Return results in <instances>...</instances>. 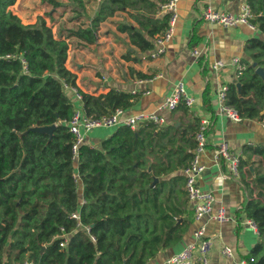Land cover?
Wrapping results in <instances>:
<instances>
[{
  "label": "trees",
  "instance_id": "trees-1",
  "mask_svg": "<svg viewBox=\"0 0 264 264\" xmlns=\"http://www.w3.org/2000/svg\"><path fill=\"white\" fill-rule=\"evenodd\" d=\"M15 1L0 0V264H147L181 241L194 220L180 171L192 158L200 116L181 101L171 110L178 111V119L115 126L98 146L79 144L73 158L67 126L73 106L62 84L75 88L89 117L126 110L139 93L112 87L83 92L65 67L66 39L93 43L99 22L111 15L117 0H100L87 25L65 36L54 35L43 20L23 24L10 10ZM73 1L81 6V0ZM247 1L251 21L264 32V0ZM167 15L134 26L120 22L116 29L139 50H148L167 26ZM243 50L251 61L242 59L241 73L225 82V102L242 119L263 120L264 78L255 68L264 73V38H247ZM51 125L50 133L31 130ZM74 174L81 183V204ZM239 179L245 200L238 211L255 221L258 234L245 259L264 264L263 144L242 147Z\"/></svg>",
  "mask_w": 264,
  "mask_h": 264
},
{
  "label": "crops",
  "instance_id": "crops-1",
  "mask_svg": "<svg viewBox=\"0 0 264 264\" xmlns=\"http://www.w3.org/2000/svg\"><path fill=\"white\" fill-rule=\"evenodd\" d=\"M99 1L82 0L86 14L82 11L80 15L76 14L74 10L78 8L74 6H71V10L67 9L64 14L72 15L66 20L68 25H72L68 30L77 25H87L90 17L95 14ZM126 1L117 0L113 3L114 10L99 22L93 43H85L75 37L66 39L68 48L65 67L75 75V85L83 92H105L108 87L139 92L135 102L124 110V114L157 111L165 117L166 123L178 119L179 113L175 110L158 111V106L177 82H183L186 91L195 97V103L189 109L201 119L206 117L209 120L207 146L201 154L204 169L199 173L197 183L203 190H211L215 195L214 205H223L228 215L225 222L208 220L206 223L205 234L213 238L209 252L210 264H237L247 256L258 234L244 224L247 217L238 211L245 200L239 174L230 175L225 164L215 159L213 149L221 141H227L239 152L246 144L264 145V119L245 118L234 121L218 112L219 85L232 80L235 71L228 63L218 70H213L211 64L217 59L229 61L236 57L243 65L242 59L250 60L243 50L246 39L251 36L263 39L264 32L257 28L250 29L245 24L222 26L207 22L201 17L205 0H179L178 18L171 39L165 42L161 53L151 56L152 48L139 50L129 42L125 31H117L116 24L126 22L134 26L140 19L160 20L164 14L160 7L163 0H129L128 4ZM242 1L210 0L216 8L232 12L239 10ZM56 15L61 14L57 11ZM53 21L50 24L52 33L65 36L62 29L54 32L58 20ZM193 49L198 51L197 56L192 53ZM127 54L130 57L136 56L137 60L127 59L124 57ZM131 68L146 76L135 77ZM64 93L73 108L81 107V102L70 90H65ZM205 94L209 97L210 108L204 104ZM178 123L179 120L175 122ZM113 130L114 127H99L87 133L81 131L82 143L98 146ZM183 172L180 171L184 174ZM75 179L78 203L81 204V183L78 177ZM188 204L191 208V204ZM198 224V221L193 220L181 241L160 250L147 264H165L172 253L193 240L192 231ZM223 246H230L229 257L221 255Z\"/></svg>",
  "mask_w": 264,
  "mask_h": 264
},
{
  "label": "built area",
  "instance_id": "built-area-1",
  "mask_svg": "<svg viewBox=\"0 0 264 264\" xmlns=\"http://www.w3.org/2000/svg\"><path fill=\"white\" fill-rule=\"evenodd\" d=\"M178 1L179 0H166L160 6L161 10H164V12L168 14V24L160 35L154 37V46L150 52L151 56H156L161 53L165 42L171 39L178 18ZM252 16L251 6L247 0H243L240 3L239 10L237 12L218 9L211 4L210 0H205L201 11V17L207 22L220 24L222 26H238L240 24H245L250 29H255L256 25L251 21ZM192 53L196 56L198 55V51L196 49H193ZM227 63L234 67L236 74L241 73L243 66L236 57H233L229 61L217 59L211 64V67L213 70H218L223 68ZM139 82H142V80H139ZM62 87L64 91L70 90L74 94L75 98L81 102L80 95L76 92L74 87L67 84H62ZM226 88V83L219 85V89L217 91L218 112L227 116L231 120L240 121L242 118L234 106L225 102ZM181 101L191 107L195 103V97L190 95L186 91L183 82L179 81L174 85L172 90L165 95V98L158 106V111L172 110ZM146 120H151L158 125H164L166 123L165 117L157 111H138L125 115L123 109L115 108L109 114L100 115L98 117H89L84 114L82 106L73 108L72 115L67 123L68 131L73 136V143L71 145L73 158L76 156L77 146L83 142V135L81 131H83V133H87L94 128L115 127L126 124L131 128H135L141 122ZM208 124V118L205 117L200 119L198 129L194 134L196 144L192 150V158L183 172L184 176H186L185 194L191 204L193 211L192 216L195 221L199 222V224L192 231L193 240L185 244L177 252L172 253L165 264H210L209 252L213 243V238L212 236L205 234L206 223L208 220H215L219 223L228 220L225 207L220 204L217 206L214 205L215 195H213L211 190H203L197 183L198 175L204 169V165L201 161V154L207 146L208 136H206V129ZM213 152L215 159L221 160L225 164L226 170L230 175L238 176L240 162L239 151L233 149L227 141H221L213 149ZM74 175L76 178L77 174ZM70 216L78 220V212H73ZM244 224L257 232V225L253 219L249 217L245 218ZM230 253V246H223L221 248L222 256L229 257ZM253 260V257H250L248 260L242 258L237 264H250Z\"/></svg>",
  "mask_w": 264,
  "mask_h": 264
},
{
  "label": "rangeland",
  "instance_id": "rangeland-1",
  "mask_svg": "<svg viewBox=\"0 0 264 264\" xmlns=\"http://www.w3.org/2000/svg\"><path fill=\"white\" fill-rule=\"evenodd\" d=\"M55 1H57L59 5L54 6L47 0H16L15 3L10 6V10L14 14H16V16L20 19L23 24L37 25L40 23L41 20H43L46 25H50L54 23V19H57L58 26L54 29V32L56 33L57 30L62 29L61 31L66 34V32H68V27L72 26L68 25L66 20H68V18H70V16L72 15H65L64 13L68 11L67 9L71 10V6L78 8L77 10H74L78 13V15L81 11L85 13L84 7L82 5V0L80 7L73 0ZM57 11H59L61 15L57 16ZM60 17H62L63 19H60Z\"/></svg>",
  "mask_w": 264,
  "mask_h": 264
},
{
  "label": "water",
  "instance_id": "water-1",
  "mask_svg": "<svg viewBox=\"0 0 264 264\" xmlns=\"http://www.w3.org/2000/svg\"><path fill=\"white\" fill-rule=\"evenodd\" d=\"M252 64L255 65V62H252ZM255 71L264 78V73H263V70H262L261 67L256 66ZM239 85H240V83L238 82L237 83V86L239 87ZM52 128H53V125H51V126H45V127H39V128H35L34 127V128H31V130H37V131H40V132L50 133L51 130H52ZM249 169L251 170V172H253V169H252V166L251 165L249 166Z\"/></svg>",
  "mask_w": 264,
  "mask_h": 264
},
{
  "label": "bare ground",
  "instance_id": "bare-ground-1",
  "mask_svg": "<svg viewBox=\"0 0 264 264\" xmlns=\"http://www.w3.org/2000/svg\"><path fill=\"white\" fill-rule=\"evenodd\" d=\"M117 129V128H116Z\"/></svg>",
  "mask_w": 264,
  "mask_h": 264
}]
</instances>
